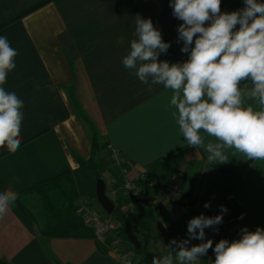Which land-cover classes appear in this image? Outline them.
Masks as SVG:
<instances>
[{"label": "crops", "instance_id": "crops-1", "mask_svg": "<svg viewBox=\"0 0 264 264\" xmlns=\"http://www.w3.org/2000/svg\"><path fill=\"white\" fill-rule=\"evenodd\" d=\"M243 6L242 0H222L221 10ZM137 15L151 18L171 43L160 60L187 59L182 42L177 43L182 22L173 17L169 0H0V36L17 51L16 67L3 87L24 102L20 146L0 148V191L11 187L19 193L69 172L76 183V205L89 201L99 207L96 186L103 179L107 195L114 185L134 233L147 239L158 257L167 254L173 233L187 234L188 221L207 211L197 202L182 206L159 196L156 180L224 202V227L233 240L244 227L264 228V161L228 150L227 162H208L204 148L187 147L183 140L172 115V92L143 84L123 66ZM93 131L103 144L97 154L98 179L87 165ZM215 165L241 177L229 202L221 192L228 177L218 174ZM130 185L145 194L144 200L127 195ZM36 228L12 205L0 217V264H124L110 237L105 243L97 237L45 238ZM125 248L120 247L122 253ZM204 259L214 261L212 249L200 264Z\"/></svg>", "mask_w": 264, "mask_h": 264}, {"label": "clouds", "instance_id": "clouds-1", "mask_svg": "<svg viewBox=\"0 0 264 264\" xmlns=\"http://www.w3.org/2000/svg\"><path fill=\"white\" fill-rule=\"evenodd\" d=\"M242 2L240 9L222 11V0H169L173 17L182 22L177 43L182 42L180 50L187 59L160 60L171 43L165 42L151 18L140 15L122 58L123 66L140 82L172 92V115L183 140L187 147L204 148L210 163L227 162L228 150L246 160L264 161V0ZM16 56L7 37L0 36V148L9 151L22 142L24 120L23 100L3 87L16 67ZM18 198L11 187L0 191V217ZM220 209L219 215L191 218L187 238L170 240L167 254L153 257L152 264H200L209 249L215 255L211 264H264V228L244 227L238 239H220L214 247L213 240L206 239L205 229L223 222L227 208ZM193 240L201 243L192 245Z\"/></svg>", "mask_w": 264, "mask_h": 264}, {"label": "trees", "instance_id": "trees-1", "mask_svg": "<svg viewBox=\"0 0 264 264\" xmlns=\"http://www.w3.org/2000/svg\"><path fill=\"white\" fill-rule=\"evenodd\" d=\"M91 147L92 153L87 163L88 170L98 179L100 175L98 173L97 154L103 147V144L96 131H93L91 134ZM213 168L218 174L228 177L221 192L224 199L229 202L233 190L239 183L241 177L220 166L215 165ZM155 185L159 188L163 186L162 183H155ZM32 193H36L39 196L40 214L31 211L26 203V196ZM18 194L19 198L14 204L37 227L36 230L40 236H44L45 238H96L94 231L86 226L77 214L78 205H76V200L78 199V193L75 180L71 173L67 172L50 178ZM184 195H187V193ZM113 202L115 204V210L112 215L116 218L124 217L125 219L126 215L122 209L123 204L117 203L116 200H113ZM128 228L131 227L128 225L123 227L124 238L129 242L127 237ZM184 235L187 238V234ZM141 242L143 243L142 249H136L135 247L134 249L142 253L146 261L152 263L146 256V252L148 251L147 245L144 241ZM58 264L61 263L58 262ZM202 264H209V262L204 259Z\"/></svg>", "mask_w": 264, "mask_h": 264}, {"label": "rangeland", "instance_id": "rangeland-1", "mask_svg": "<svg viewBox=\"0 0 264 264\" xmlns=\"http://www.w3.org/2000/svg\"><path fill=\"white\" fill-rule=\"evenodd\" d=\"M144 178H148V175H144ZM150 179V178H149ZM156 180V179H155ZM154 179H150V182L155 181ZM157 183H162L161 181L156 180ZM155 182V183H156ZM114 185H110V190L108 189V192L110 194V198L112 200H116L117 201V197L115 192L113 191V187ZM133 186V185H132ZM131 185L128 186V189L130 192H127V195H129L130 197L136 199V200H144L142 198H140L141 196H143V198L145 197V194L142 193L139 189H134ZM165 187H170L168 185H163L160 188L159 191V196L164 194L165 196H167L171 201L175 202L172 199V196L170 194L167 193V191L164 189ZM177 192L181 193V194H185L183 192H180L178 190H176ZM189 194V193H187ZM112 196V197H111ZM158 196V200L159 197ZM26 203L28 204V207L31 211H33L36 214H40V202H39V196L36 193H32V194H28L26 196ZM178 205H182L178 202H175ZM82 205L86 206L85 211H88L86 213H82L80 212V214H78L80 216V218L82 219L83 223L88 226L89 228H91L94 233L96 232V229L94 227H96L97 225H106V224H112L113 228L106 230L103 234H100L96 239L100 242H104L105 243V239H108V237L112 238L115 242H113V246L115 248L114 254L126 258L128 259L131 264H152L148 261H146L143 257L142 253H139L136 251V249H134L133 244L129 243L125 238H124V229L123 227H125L126 225L130 226L133 229V227L130 225V221L127 220V218L124 217L123 218H116L114 217L112 214L109 215L107 214L102 208H99L96 206V203L94 202H89V201H82L81 202ZM80 205V203L78 204ZM185 206V205H182ZM90 212V213H89ZM86 217H90V222H85L84 218ZM94 223V224H93ZM180 235L179 233H173V235L171 236V238H169L170 240L172 239H176V237ZM107 236V237H106ZM142 241L145 242V244L147 245V249L148 251L154 253V250L156 251V249L152 246L149 245L148 240L142 237ZM160 243H163L162 241H160ZM195 245V243H194ZM120 247L124 249H126L125 247H127V253H122V250L120 249ZM109 251V250H108ZM125 254V255H124ZM156 254V253H154ZM128 255V256H127ZM157 255V254H156ZM135 256L137 258V261H134L132 259V257ZM158 256H160V253L158 252Z\"/></svg>", "mask_w": 264, "mask_h": 264}, {"label": "built area", "instance_id": "built-area-1", "mask_svg": "<svg viewBox=\"0 0 264 264\" xmlns=\"http://www.w3.org/2000/svg\"><path fill=\"white\" fill-rule=\"evenodd\" d=\"M168 194H170L172 196V199L175 201V202H178L182 205H189L191 203H194V202H197V203H200V204H205L206 202L207 203H210V207L209 208H205L206 211H207V216H215V215H219L220 214V206L223 205L226 207V204L224 202L222 203H216V202H213V201H210L206 198H202L194 193H189L187 195H183L179 192H177L174 188L172 187H165L164 188ZM140 198L143 199V196H141ZM86 209V206L85 205H82L80 203V205H78L77 207V214H80V212H82L83 214L88 212V211H85ZM90 213V212H89ZM87 214V213H86ZM226 215H227V212L223 215V222L216 226V228H207L205 229V233H206V239H212L215 243H217L220 239H227L229 240L230 242L233 240L232 237L230 236V234H228V232L226 231L225 227H224V222L226 220ZM79 216V215H78ZM80 217V216H79ZM85 222H90V217H86L84 218ZM94 224V223H93ZM96 229V237H98L100 234H103L106 230H109L111 228H113V225L110 223V224H106V225H97L96 227H94ZM177 240H182V239H186L185 235L184 234H180L176 237ZM191 244L194 245L193 241H191ZM114 252V251H113ZM121 261L124 263V264H131V262L126 259V258H123L121 257Z\"/></svg>", "mask_w": 264, "mask_h": 264}, {"label": "water", "instance_id": "water-1", "mask_svg": "<svg viewBox=\"0 0 264 264\" xmlns=\"http://www.w3.org/2000/svg\"><path fill=\"white\" fill-rule=\"evenodd\" d=\"M96 189H97V201L102 207V209L109 215L113 214L115 210V204L113 200L106 193V185L103 179L97 180ZM127 237H128L129 242L133 244V246L136 249H142L143 243L138 238V236H136V234L131 228L127 229ZM146 256L149 258L151 262L153 260V257H158L156 254L150 251L146 252Z\"/></svg>", "mask_w": 264, "mask_h": 264}]
</instances>
